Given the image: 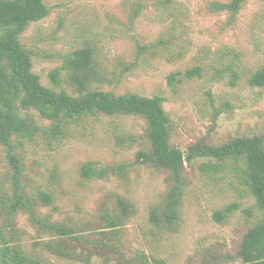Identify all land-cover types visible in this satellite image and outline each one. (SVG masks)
I'll list each match as a JSON object with an SVG mask.
<instances>
[{
    "label": "rangeland",
    "instance_id": "1",
    "mask_svg": "<svg viewBox=\"0 0 264 264\" xmlns=\"http://www.w3.org/2000/svg\"><path fill=\"white\" fill-rule=\"evenodd\" d=\"M44 1L49 15L20 37L32 55L33 72L44 86L76 94L70 72H62L61 87L52 84L50 73L67 55L89 48L94 58L86 74L88 90L162 96L171 120L170 143L185 154L181 205L174 224L151 222L173 179L168 170L138 160L149 150L146 119L83 117L56 139L14 138L22 192L35 212L19 210L10 225L0 209V233L47 264H139L141 255L151 264H243V237L264 218L244 183L246 159L229 158L204 172L201 166L209 159H192L189 148L264 136V87L249 84L264 68V0H246L236 13L219 6L231 0ZM198 66L202 75L185 79L184 73ZM178 72L181 81L172 87L169 76ZM23 114L42 127L54 124L34 109ZM6 156L1 145L0 193L12 197L13 169ZM87 163L121 164L125 171L87 180L81 175ZM40 191L54 195L55 203L38 202ZM118 199L129 204L131 215L118 221L115 234L105 217L119 212ZM228 208L223 221L215 218ZM38 220L85 235L74 250L85 260L50 252L46 243H59L60 236Z\"/></svg>",
    "mask_w": 264,
    "mask_h": 264
},
{
    "label": "trees",
    "instance_id": "2",
    "mask_svg": "<svg viewBox=\"0 0 264 264\" xmlns=\"http://www.w3.org/2000/svg\"><path fill=\"white\" fill-rule=\"evenodd\" d=\"M246 0H231L228 4H220V8L233 13L240 10ZM49 15V8L44 0H0V146L7 149V159L13 169V196L0 193V209L6 212L7 221L12 224L13 216L21 209L34 213L33 202L24 196L20 179L22 165L20 157L15 153V137L33 139L43 134L52 139L63 135L69 123L77 122L83 117L99 115H137L148 122V151L138 154V160L154 168L166 169L173 179L164 203L154 208L151 222L174 224L178 220L182 195V171L185 165V154L170 143V117L164 109L162 96L146 97L135 93L116 96L103 90H88L86 74L92 67L93 51L89 48L76 50L67 55L61 67L50 73V79L55 87L62 86V72H70V80L77 84L76 94L66 90L56 91L41 83L40 77L33 72V60L30 52L23 46L20 37L29 26L41 21ZM143 48L141 49V52ZM127 69V68H126ZM173 73L169 76L172 87L181 81ZM202 75V68L195 67L184 73L185 79L191 80ZM253 87H264V68L258 69L249 79ZM36 110L40 116L52 121L53 126L46 128L38 125L23 110ZM191 158L205 157L208 162L201 166L204 172L216 170L217 164L229 158H245L246 172L244 183L254 196L258 206L264 212V136L240 137L222 146H193L189 148ZM123 165H107L95 167L92 163L85 164L81 169L83 178H106L109 175H122ZM37 201L45 206H52L55 197L49 192L40 191ZM117 214L108 213L105 219L109 230L116 228L118 221L130 216L129 204L118 199ZM231 213V208L215 214V218L223 221ZM42 227L56 232L60 236L59 243H46V248L61 257L85 260L76 251L78 243L85 241V235L77 234L72 228L49 221H39ZM0 264H47L40 258L28 256L20 244H10L3 233H0ZM95 242V241H94ZM97 242V241H96ZM100 245V244H98ZM67 247L73 248L68 250ZM76 248V249H75ZM70 251L72 253H70ZM239 258L243 264H264V218L248 230L243 237L239 250ZM139 264H151L149 258L141 255ZM158 264V263H157Z\"/></svg>",
    "mask_w": 264,
    "mask_h": 264
}]
</instances>
